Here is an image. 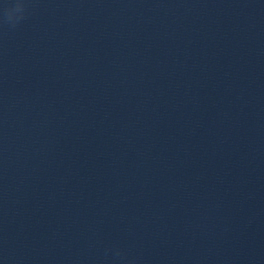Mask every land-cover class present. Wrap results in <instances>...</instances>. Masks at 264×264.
<instances>
[{
    "label": "clouds",
    "instance_id": "clouds-1",
    "mask_svg": "<svg viewBox=\"0 0 264 264\" xmlns=\"http://www.w3.org/2000/svg\"><path fill=\"white\" fill-rule=\"evenodd\" d=\"M24 5L22 3H17L14 8L6 9L5 15L9 21L13 20L16 13H23Z\"/></svg>",
    "mask_w": 264,
    "mask_h": 264
}]
</instances>
